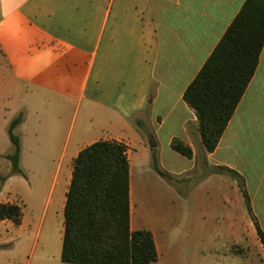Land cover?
I'll return each instance as SVG.
<instances>
[{
  "label": "crops",
  "instance_id": "obj_1",
  "mask_svg": "<svg viewBox=\"0 0 264 264\" xmlns=\"http://www.w3.org/2000/svg\"><path fill=\"white\" fill-rule=\"evenodd\" d=\"M242 2L0 0V56L6 67V80L1 81L0 87L7 91L15 73L38 76L32 72L46 62L44 69L50 71L49 75L33 82H53L51 91L61 98L59 101H69L72 95L63 91L74 87L78 88L77 95L86 99L92 109L90 123L103 129L104 135L75 144L63 166L65 184L77 150L103 138L124 144L129 176L130 159L134 167L142 166V158L152 167L154 159L159 169L170 164L165 172L182 174L186 181L194 182L202 207L223 198L237 199L239 194L243 198V191L248 197L240 164L247 159L248 144L254 143L256 136L264 142V41L254 71L211 151L203 148L193 109L181 96ZM38 102L40 97L29 93L24 102L21 98L1 118L6 126L23 109V118L16 126L21 127L19 166L25 175L28 165L24 156L31 146L29 142L46 132L43 145L49 146L48 136L57 134V122L50 120L44 125L41 121ZM54 108L55 114H49L60 116L61 105L55 104ZM173 137L190 147L189 156L170 147ZM169 149L173 152L167 153L165 159L163 152ZM7 152L10 150L0 153L5 161L0 173L6 174L0 185V202H16L13 186L21 182L22 174L10 172L9 160L4 156ZM189 191L186 194L190 195ZM128 196L129 224L133 228L130 182ZM238 220V214L231 218V231L237 228ZM27 226L23 209L18 223L0 218V251H9L10 243H24L25 240L17 242L10 233L23 231ZM146 228L152 233L158 259L154 230Z\"/></svg>",
  "mask_w": 264,
  "mask_h": 264
},
{
  "label": "rangeland",
  "instance_id": "obj_2",
  "mask_svg": "<svg viewBox=\"0 0 264 264\" xmlns=\"http://www.w3.org/2000/svg\"><path fill=\"white\" fill-rule=\"evenodd\" d=\"M4 65L0 56V84L6 80ZM44 68L46 62H41L32 72L37 73L38 78L30 72L15 73L7 91L0 87V153L11 150L1 118L21 98L24 102L29 93L40 97L43 124L47 125L50 120L57 122V134L48 136L51 145H43L46 132L29 142L31 146L24 156L27 175H22L21 182L13 186L15 201L23 209L29 226L10 233L17 242H25L10 243L9 251H0V264H81L62 262L59 258L62 196L68 183L63 181L62 170L75 144L81 145L92 137L104 135V130L91 125L89 111L92 109L84 97L77 95V87L63 91L72 95L69 101H59L61 98L51 91L50 83L53 82H33L49 75L50 71ZM55 104L62 107L60 116L56 117ZM13 130L18 135L21 127L15 126ZM260 139L256 136L255 142L248 144L247 159L240 164L249 191V212L241 194L237 199L235 196L230 201L223 198L202 207L194 182L186 181L182 174L165 172L170 164L165 163L158 175L146 158H142V166L137 167L130 159L131 224L154 230L159 257L152 264H264L262 244L253 225L255 219L264 234V174L261 175L264 142ZM169 152L173 151L163 152L165 159ZM3 162L0 158V171L4 170ZM238 185L241 187L240 179ZM188 191L190 195L186 194ZM237 214L238 226L231 231L229 222Z\"/></svg>",
  "mask_w": 264,
  "mask_h": 264
},
{
  "label": "trees",
  "instance_id": "obj_3",
  "mask_svg": "<svg viewBox=\"0 0 264 264\" xmlns=\"http://www.w3.org/2000/svg\"><path fill=\"white\" fill-rule=\"evenodd\" d=\"M264 41V0H243L220 38L182 91V99L195 114L201 144L211 151L230 118L258 60ZM24 112L7 122L11 144L4 154L10 172L25 175L19 166L20 141L14 127ZM170 147L190 155V147L177 137ZM153 158V154H152ZM153 167L160 173L153 159ZM6 174H0V185ZM128 159L123 143L95 139L79 148L71 160L70 176L61 209L59 258L81 264H150L157 259L151 231L129 224ZM246 209L249 200L242 192ZM21 206L0 202V218L18 223ZM253 225L264 252V234Z\"/></svg>",
  "mask_w": 264,
  "mask_h": 264
}]
</instances>
